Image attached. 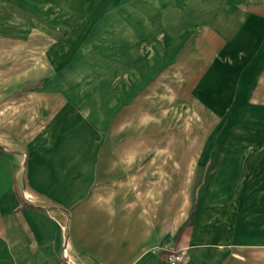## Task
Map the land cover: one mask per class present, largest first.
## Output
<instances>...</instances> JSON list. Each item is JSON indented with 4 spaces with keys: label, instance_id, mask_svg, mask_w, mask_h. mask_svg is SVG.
<instances>
[{
    "label": "crops",
    "instance_id": "1",
    "mask_svg": "<svg viewBox=\"0 0 264 264\" xmlns=\"http://www.w3.org/2000/svg\"><path fill=\"white\" fill-rule=\"evenodd\" d=\"M183 2L178 28L208 26L227 45L264 46V0ZM8 9L0 4V12ZM256 55L264 56V48ZM250 66L241 73L229 67L230 84L213 80L193 87L212 110L223 108L220 92L230 97L221 120L224 145L204 165L192 215L177 245L169 238L161 247L137 245L125 255L122 240L120 246L110 236L123 222L147 229L154 222L156 196L137 198L149 176L141 167L146 155L141 145L131 147L128 179L113 188L111 212L67 211L89 204L102 165L107 121L117 117L128 92L122 82L95 99L56 72L42 84L0 95V264H74L61 253L64 221L93 218L100 221V235L74 249L79 264H264V92L254 88L261 73ZM237 74L244 79L234 80ZM163 176L157 183L162 191ZM175 246L185 247L183 261L167 257Z\"/></svg>",
    "mask_w": 264,
    "mask_h": 264
},
{
    "label": "rangeland",
    "instance_id": "2",
    "mask_svg": "<svg viewBox=\"0 0 264 264\" xmlns=\"http://www.w3.org/2000/svg\"><path fill=\"white\" fill-rule=\"evenodd\" d=\"M0 4L10 8L0 12L1 96L42 84L56 72L59 79L84 90L82 95L95 99L101 92L111 93L120 81L128 90L118 118L107 121L102 165L89 204L75 205L68 213L111 212L113 188L128 179L131 147L141 145L146 154L141 167L149 176L137 198L156 196L154 222L148 229L123 222L110 237H116L118 245L122 240V255L137 245L161 247L169 238L177 245L187 228L182 226L192 215L204 165L213 150L224 145L226 126L221 120L230 97L220 92L223 108L212 110L193 87L213 80L230 84L229 67L241 73L251 65L261 73L254 88L264 92V56L254 57L264 46L227 45L208 26L178 28L183 0H0ZM242 79L239 74L234 78ZM237 96L242 99L243 94ZM162 176L163 191L157 184ZM99 222L64 221L62 256L79 264L74 249L96 240ZM179 249L185 247L175 246L168 253Z\"/></svg>",
    "mask_w": 264,
    "mask_h": 264
},
{
    "label": "built area",
    "instance_id": "3",
    "mask_svg": "<svg viewBox=\"0 0 264 264\" xmlns=\"http://www.w3.org/2000/svg\"><path fill=\"white\" fill-rule=\"evenodd\" d=\"M24 194L27 195V192L24 191ZM184 256H185L184 249H179V250H176V251H172V252H169L167 254V257L170 260H173L175 262H177V261H183L185 259Z\"/></svg>",
    "mask_w": 264,
    "mask_h": 264
}]
</instances>
